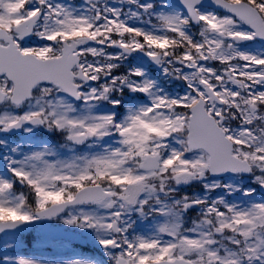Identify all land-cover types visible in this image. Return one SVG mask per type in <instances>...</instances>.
I'll return each instance as SVG.
<instances>
[{
	"label": "snow or ice",
	"instance_id": "snow-or-ice-1",
	"mask_svg": "<svg viewBox=\"0 0 264 264\" xmlns=\"http://www.w3.org/2000/svg\"><path fill=\"white\" fill-rule=\"evenodd\" d=\"M0 264H264V0H0Z\"/></svg>",
	"mask_w": 264,
	"mask_h": 264
}]
</instances>
